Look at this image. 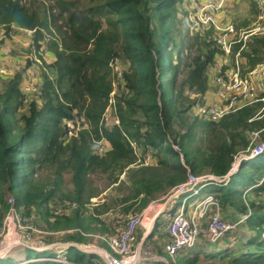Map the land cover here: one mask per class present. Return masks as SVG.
<instances>
[{"label":"trees","instance_id":"1","mask_svg":"<svg viewBox=\"0 0 264 264\" xmlns=\"http://www.w3.org/2000/svg\"><path fill=\"white\" fill-rule=\"evenodd\" d=\"M247 1L256 14L257 0ZM182 3L0 0V27L8 31L13 25L35 29L38 47L39 41L46 39L55 55L50 62L42 60L38 97L22 90L25 67L10 76L0 75V227L7 198L14 195L22 212L33 216L42 228L108 232L110 222L103 215L115 207L126 214L140 212L150 200L184 181L187 166L197 174L223 176L239 152L264 142V100L218 121L188 114L209 88L208 71L220 48L213 30L191 33L182 24L178 16ZM248 25L246 18L242 27ZM247 42L242 51L246 70L264 62V36L254 35ZM116 57L130 64L124 71V87L113 96L119 123L110 126L105 115L114 89L110 63ZM181 71L185 75L178 82ZM75 109L84 120L78 134L69 136L63 120L74 118ZM258 130L252 142L251 132ZM102 139L110 147L98 152ZM150 150L157 158L152 164L143 160ZM242 163L235 174L247 168L248 162ZM251 167L244 185L232 175L229 181L208 188L216 193L227 217H233L234 209L249 213L244 224L252 235L242 243L246 249L228 250V233L218 251L213 247L222 239L195 247L213 246L209 251L214 253L199 252L210 257L220 254L223 264H264V205L244 196L246 185L259 183L264 175V152ZM95 175L107 179L103 188L96 184ZM110 187L121 194L92 200ZM66 201L76 205L69 212L63 208L56 213ZM76 231L67 237L84 241L86 235ZM184 253L180 251L167 262L145 260L140 264H217L216 257L207 262L199 254ZM66 255L77 264H106L101 256L75 245L69 246Z\"/></svg>","mask_w":264,"mask_h":264},{"label":"built area","instance_id":"2","mask_svg":"<svg viewBox=\"0 0 264 264\" xmlns=\"http://www.w3.org/2000/svg\"><path fill=\"white\" fill-rule=\"evenodd\" d=\"M228 0H183L181 6L184 5L189 11L190 18L188 21L189 29L193 32L205 33L213 30V38L220 48V52L216 55L215 62L210 66L208 77H213L216 85V96L212 99H207L205 95L201 99L196 100L191 109L195 116L209 120H220L225 115L234 112L245 105L253 103L257 100H264V62L256 64L251 69H243L246 63L242 51L247 48V41L254 35L264 36V0H257V20L253 26H249L242 30L238 29L234 21L228 19V15L224 13L225 6ZM186 12V11H185ZM15 29H27L33 37L26 41L27 48L31 55L21 53L25 63V73L22 80V90L25 93L38 94L40 92V85L36 86L38 80V73L41 70L42 60L49 55L47 40H40V46L36 44L34 39L35 29L17 27L13 25L11 30L5 27H0V49H7V45L2 43V38L11 34ZM239 44V45H238ZM237 46V49H235ZM15 47L16 43H15ZM41 49H44L42 52ZM13 46L8 51L11 52ZM43 53H46L43 55ZM25 57H30L25 59ZM33 62H31V60ZM122 60L119 57L111 61L114 70V89L111 93L110 107L105 115L107 122L113 124L119 123V118L113 112L114 94L117 90L124 87V71L127 70L128 65L122 66ZM47 61V60H46ZM10 66H3L0 64V75L10 76L19 70L16 68L8 69ZM40 77V76H39ZM39 88V89H38ZM194 96L195 93H192ZM74 118H65L64 124L68 127V134L77 135L81 127V122L84 116L78 115L75 112ZM86 125V123H85ZM262 130V129H260ZM260 130L252 131V142L258 136ZM98 149L101 145H105L101 152L110 147V143L104 139L98 141ZM101 144V145H100ZM174 147L180 150V146L173 144ZM99 152V151H98ZM139 153V150L137 149ZM264 152V142H256L252 144L246 151L239 152L232 164L228 173L223 176H217L213 173H194L188 168L187 178L170 188L165 194L158 199H153L148 207L140 212L130 215L126 223L119 227L116 231L111 233L100 234L103 235V240L109 245V248H99L106 264H140L145 260H156L154 249L150 243L144 242L141 249L136 246L138 240V231L141 226L146 227L145 237L151 234L154 230L156 221L161 216L165 220L162 223V232L165 234L167 240L164 244L165 251L171 256H175L180 251L194 249L200 240L214 243L221 240L228 232L234 230L243 219L238 221H230L225 219L219 209L220 203L213 192L204 191L210 184H222L230 180L240 168L243 161H249L256 158ZM143 159L146 162L154 161V156L151 152H147ZM264 179V175L262 177ZM260 180V184L263 180ZM204 193V195L202 194ZM8 208L5 212L2 228L11 225L23 227L24 225L34 224L33 216H28L22 212V206L16 203V197L9 195L7 198ZM162 203L160 209L154 213L150 218L147 212L153 204ZM65 209L72 208L75 203L70 201L64 202ZM62 205V206H63ZM62 208L55 210L57 213ZM249 214L244 215V219ZM149 220V221H148ZM147 221L151 224L146 226ZM37 226V225H36ZM39 227V226H38ZM42 228V227H41ZM45 229V233H54L55 231ZM77 228L68 229V231H76ZM82 233L90 236L91 233L82 230ZM45 234V235H46ZM262 237H264V223L262 229ZM136 241V242H135ZM72 245V243H70ZM37 251H45L48 247L43 245H32ZM77 246V245H76ZM33 248V249H34ZM89 251L88 249H86ZM60 257L64 258L58 261L61 264H73L68 258H65L66 251L60 248ZM103 251V252H102ZM36 256L34 258H39ZM46 259V258H44ZM56 261V260H55Z\"/></svg>","mask_w":264,"mask_h":264},{"label":"rangeland","instance_id":"3","mask_svg":"<svg viewBox=\"0 0 264 264\" xmlns=\"http://www.w3.org/2000/svg\"><path fill=\"white\" fill-rule=\"evenodd\" d=\"M224 13L228 15L227 18L230 19V21L235 22L236 27L240 30L247 28L249 26H253L257 20V14H258V12L255 14L251 11L250 4L247 0H228L227 4L225 6V9H224ZM178 16L181 19V21L183 22L182 24H184L185 26L186 25L188 26L190 14H189V11L186 10L184 5L180 7V10L178 11ZM246 18H248L250 20V25H248L246 27H242V23L244 20H246ZM188 28H189V26H188ZM191 33H196V32L191 31ZM17 34L19 35L20 38L31 39L33 37V33L31 35L30 31L27 29L19 30ZM251 39H252V37L248 40H251ZM23 44H24L25 48L17 47V50L23 51L21 53L25 52L26 54H28V56L31 55V52H29L28 48L26 47L27 45H25L26 42ZM247 47H248V42H247ZM41 50H42V52H44V49H41ZM44 54H46V53H43V55ZM50 56L51 55H46L45 60H47L48 62L52 61L53 59ZM29 58L30 57H25V59H29ZM30 60H31V62H33L32 59H30ZM24 63H25V61H24ZM120 63L122 66H124L125 64L126 65L130 64V62L128 60H124V59L120 60ZM181 67L185 68V64L182 63ZM8 69H10V67H8ZM184 75H185V72L181 71L179 76H178V82L181 81V79L184 77ZM40 82L41 81H40V77H39V73H38V80L36 82V86H39ZM0 86H1V82H0ZM27 94L29 96L33 95V93H27ZM74 112H77V109H75ZM188 114H190L194 118L197 117L194 115L192 109L189 110ZM107 124H109L110 126H113L112 122H107ZM104 147H105V145H101L100 148L98 149V151L101 152ZM149 152H151L153 155V152L151 150ZM156 161H157V158L154 156V161L152 160L150 162H146V161L145 162L152 164V163H155ZM253 161H255V158L247 161L248 162L247 168L244 170L243 173L234 174V179L237 180L241 184L246 183V181L248 180L247 172L252 170L251 163ZM262 180H263V182L261 183V185H259L260 183H257L254 185V187L252 189V193H253L252 198L256 199L258 203L264 205V187H262V186H264V179H262ZM106 182H107V179L105 177L99 178L96 176V184L100 185V187L103 188L106 185ZM206 188H208V187H206ZM116 194H121V192L118 189H111V187H110L107 190H104L101 195L93 197L92 200L93 201H99V200H103L102 198H100L101 196L109 197V196H115ZM202 194L204 195V193H202ZM214 194L216 196V193H214ZM152 201L153 200H150L144 208L146 209L148 207V205L151 204ZM161 206H162V203L151 205L150 209L147 212V216L151 218L154 215V213L157 212L158 209H160ZM61 208L62 209L65 208V205H63ZM215 209H219V211L222 214L223 210L221 209V207L215 208ZM70 210H71V208L67 209L68 212ZM134 213H135V211H131L128 214H126V213H123L121 211V207H119V206L115 207L114 209L110 210L108 213L103 215V217L106 216V222H110L108 230H107L108 232H105V231L102 232L103 230H101V229H99L100 231L98 229H92L91 231H88L91 234H90V236L86 235V237H85L86 239L84 241H76L74 239L67 237V235L71 233V231H68V229H71L74 227L62 228V229H58V230H52L48 227L51 231H55V232L46 234L45 229L41 228V227H43L42 226L43 224L40 225L41 226L40 227L39 225H37V223H34V222L33 223L36 224L37 226L33 225L32 223L28 224V225H24L23 227L11 225L10 227H6L4 230H3L2 225H1V227H0V258H3V259H0V264H29V263L30 264H47L44 261H46V260L62 261V260H64V258H62V257H60V255H58V253L60 254V251H59L60 248H62L64 250H68L69 246H72V245H75V246L77 245V247L79 249H81L85 252H92V253L97 254L98 256L102 257L101 252H99L100 251L99 248H104L105 250H107L109 248V245L106 241L103 240V235H100V234L111 233V232L116 231L119 227H121L126 222V220L129 218V216L133 215ZM230 218H232V217H230ZM164 220H165L164 216H161L159 218L158 222L163 223ZM229 220H231V219H229ZM148 221L146 224L147 227L149 225H151ZM244 223H245V219L240 223V224H242V226L237 225V227L234 230L228 232V234H227V235H229L228 236L229 241L227 243L228 247H229L228 250L231 249V250L238 251L240 248L246 249V247L244 246L245 244H242V243H244L245 239H248L249 236L252 235V230L249 228V226L244 225ZM158 225L160 226V224H158ZM145 230H146V227L141 226L139 231H138V240H136L137 242L135 241L136 246L138 243V249H141L140 248L141 245H143L144 242L146 241L145 240L146 237L143 236L145 233ZM77 231H80L82 233V229L77 228ZM159 231H160V229H159ZM72 233L75 234L74 231ZM157 235H158V237H165L166 238L165 234L158 233ZM142 237H143V240H142ZM158 237H156V238H158ZM202 241H203V239L200 240L199 242H202ZM139 242H140V244H139ZM204 242H205V240H204ZM70 243H72V245ZM150 243L152 246H154L153 240H151ZM204 244H206V243H204ZM32 245H36V246H39V245L42 246L43 245V247L45 246V247H48V248L50 247V248L45 250V251H37V250H35L36 248H34ZM86 249H88L89 251H87ZM186 251H188V253ZM189 251H191V249L185 250L184 252L187 254H185V253L184 254L188 255L189 253H192ZM222 252H223V250H222ZM162 253L168 259H170V260L172 259V256L169 253H167L166 251L165 252L163 251ZM66 254H67V251H66ZM222 254L223 253H221V255ZM200 255L202 257L201 259L205 260L207 262L209 260H211L210 258L216 257L217 264H223V262L220 261L221 260L220 254L218 256L212 255L211 257L209 255H203L202 253H200ZM36 256H41V257L34 258ZM66 256L67 255H65V258H66ZM44 258H46V259H44ZM225 260H227V259H225ZM69 261H71L70 263L77 264L73 260H69ZM154 264H156V263H154Z\"/></svg>","mask_w":264,"mask_h":264},{"label":"crops","instance_id":"4","mask_svg":"<svg viewBox=\"0 0 264 264\" xmlns=\"http://www.w3.org/2000/svg\"><path fill=\"white\" fill-rule=\"evenodd\" d=\"M19 30L20 29H15V31H12L11 34H8V36L2 38V43H5L7 45V49L6 50H4L3 48L0 49V64L3 65V66H10V69H13V68H16V69L19 68V69H21V68H23L25 66V65L22 66V64H24V58H23V55L21 54V52H23V51L17 50V47H19V48H25L23 43H25L26 41L28 42L29 39L20 38L19 35L17 34ZM15 43H16V46L17 47H15ZM11 46H13V50L11 52H9L8 49ZM28 50H30V48H28ZM49 55H51L50 57L53 60L55 59V55L52 54V52L49 53ZM244 60L246 61V57H244ZM208 78H209V88L207 89V91L205 92L204 95H205V97H207V99H212V98H214L216 96V89L217 88H216V85L214 83L213 77L211 75H209ZM254 185L255 184L246 185V188L244 190V195H245L246 198L247 197L248 198L249 197L252 198V194H253L252 193V189H253ZM209 187L210 186H208V188ZM208 188H205L204 191L205 192L208 191ZM208 192H210V191H208ZM233 211H234V215H233L232 218H229L226 215H224V212H222V216L225 219L228 218V219H231V220H233L235 222V221H238L239 219H243L244 220V218H243L244 215L245 214H249V213H240V212H237L235 209L232 210V212ZM246 218H245V220H246ZM243 220H241V222ZM158 221H159V219H158ZM158 221H156V224H155V227H154L153 232L151 234H149L145 238V240H146L145 242L146 243H150V241L153 240L154 241V246H153L154 255L157 257L156 260H165L167 262V260H168L167 257L162 253L163 251L165 252L164 244H165L167 238H165V237H158V235H157L158 233L164 234L162 232V230H161L162 223H159ZM240 223L238 225L239 226H242V224H240ZM158 224H160V226ZM159 229H160V231H159ZM143 236H145V234ZM156 237H158V238H156ZM142 240H143V237H142ZM201 243H204V240L202 242H199L197 244V246L199 244H201ZM139 244H140V242H139ZM222 246H223V240H221L218 243V245H215L214 247L213 246L212 247H213V250L215 252V251L220 250L219 248L222 247ZM212 247H210V248H212ZM207 248L208 247H204V246L202 248H200V247L199 248H195V249L189 251V252H192V253H189L188 255H190V256H194L195 254L196 255L197 254L200 255V253H202V252L201 251L199 252V250H201V249L207 250V252H213L211 250L209 251L210 248L209 249H207ZM186 252L188 253V251H186ZM187 253H185V254H187ZM202 254L205 255V253H202ZM200 257H201V255H200Z\"/></svg>","mask_w":264,"mask_h":264}]
</instances>
